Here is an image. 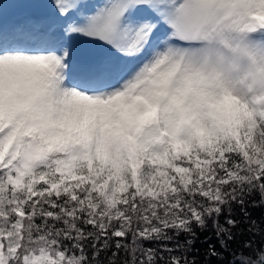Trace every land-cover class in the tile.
<instances>
[{
  "label": "snow or ice",
  "instance_id": "1",
  "mask_svg": "<svg viewBox=\"0 0 264 264\" xmlns=\"http://www.w3.org/2000/svg\"><path fill=\"white\" fill-rule=\"evenodd\" d=\"M33 7L0 0V264H81L85 228L186 210L173 181L211 202L264 181V0H55L3 22Z\"/></svg>",
  "mask_w": 264,
  "mask_h": 264
},
{
  "label": "trees",
  "instance_id": "2",
  "mask_svg": "<svg viewBox=\"0 0 264 264\" xmlns=\"http://www.w3.org/2000/svg\"><path fill=\"white\" fill-rule=\"evenodd\" d=\"M216 164L200 167L207 170ZM221 193L223 202H211L190 184L176 192L186 209L180 212L182 221L170 223V215L163 219L161 214L148 223L141 218V206L130 226L114 224L105 233L85 228L67 250L81 264H264V181L225 183ZM117 230L124 235L115 236Z\"/></svg>",
  "mask_w": 264,
  "mask_h": 264
},
{
  "label": "rangeland",
  "instance_id": "3",
  "mask_svg": "<svg viewBox=\"0 0 264 264\" xmlns=\"http://www.w3.org/2000/svg\"><path fill=\"white\" fill-rule=\"evenodd\" d=\"M6 2H8V3H20V2H23V3H31V4L37 5V7L26 8V9L9 8L8 11H7V14L3 18V22L4 23H10L12 21L22 20L25 17V14H30L32 17H34L36 19H46L47 18V14L54 7L55 0H6ZM89 2H91V3H103V2H105V0H89ZM85 40H86V38L77 37L76 38V43L78 44L79 42H82V41H85ZM95 43L100 44L102 47H106V46L102 45V42H95ZM258 132H259L258 128H253L252 137H251V141H250L251 144L250 145L257 144ZM257 146H259V145L257 144ZM215 161H217V160H213L212 162H215ZM175 164L178 167L183 166L181 160L175 161ZM166 167H167V163H163V164L159 165V168H160L161 171H164ZM142 169H143V166H141V171H142ZM178 178H179V174H177V179ZM139 179L140 178L138 176V180ZM166 179H167V177H160V178L157 179V181L154 182L153 187L155 188L156 192H161L162 191V188L159 187L158 185H163V183L165 182ZM140 183L142 184L143 181H140ZM175 185H176V181H173L168 186V190L166 192H164L163 195H167V201L169 203H171L173 201H178L181 204L182 203V198L180 196H178V198H177V196H176V192H178V194H179V190H177L175 192L171 191V188L175 187ZM129 191L134 192L135 189L134 188L128 189L126 192L118 193V195L121 196L122 194H125V193H127ZM163 195L158 196L157 197V201L159 199H162ZM144 198L151 199V197H144ZM118 207H119V205H118ZM165 216H167V215H163V219L165 218ZM182 217H183V215L180 212L172 213V214H170V217L168 218V221L170 223H178V222L183 220Z\"/></svg>",
  "mask_w": 264,
  "mask_h": 264
}]
</instances>
